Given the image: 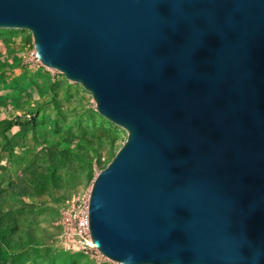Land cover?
<instances>
[{
  "label": "water",
  "instance_id": "obj_1",
  "mask_svg": "<svg viewBox=\"0 0 264 264\" xmlns=\"http://www.w3.org/2000/svg\"><path fill=\"white\" fill-rule=\"evenodd\" d=\"M126 137L88 237L119 264H264V0H0Z\"/></svg>",
  "mask_w": 264,
  "mask_h": 264
},
{
  "label": "rangeland",
  "instance_id": "obj_2",
  "mask_svg": "<svg viewBox=\"0 0 264 264\" xmlns=\"http://www.w3.org/2000/svg\"><path fill=\"white\" fill-rule=\"evenodd\" d=\"M35 54L27 29L0 28V187L16 182L45 146L53 145L58 157L42 184L7 193L0 220L11 221L0 231V264H119L76 244L62 213L72 195L89 193L126 131L97 112L81 84L43 66Z\"/></svg>",
  "mask_w": 264,
  "mask_h": 264
},
{
  "label": "trees",
  "instance_id": "obj_3",
  "mask_svg": "<svg viewBox=\"0 0 264 264\" xmlns=\"http://www.w3.org/2000/svg\"><path fill=\"white\" fill-rule=\"evenodd\" d=\"M11 126V120L6 121V127L9 128ZM41 153H35V161L31 162L27 167L23 169V171L18 175V179L16 182L9 181L7 183V188L0 187V208L3 206L7 193L11 194H19L23 190V185L25 184H42L44 179L52 176L53 169L58 162V157L56 154V150H53V145H47ZM47 160L49 162V166L47 164H39L36 160ZM20 186V188H19ZM11 219L1 221L0 220V231L5 229L10 223ZM3 238L4 234H0Z\"/></svg>",
  "mask_w": 264,
  "mask_h": 264
},
{
  "label": "built area",
  "instance_id": "obj_4",
  "mask_svg": "<svg viewBox=\"0 0 264 264\" xmlns=\"http://www.w3.org/2000/svg\"><path fill=\"white\" fill-rule=\"evenodd\" d=\"M87 206L88 193L84 195H72V198L67 200L63 206L62 224H65L66 229L76 236V239H74L76 244L80 245L85 252H92L96 250L92 246L82 243L80 240L81 236L88 237Z\"/></svg>",
  "mask_w": 264,
  "mask_h": 264
}]
</instances>
